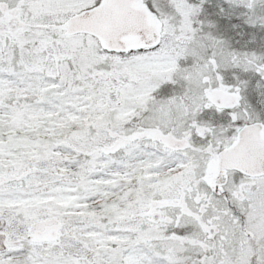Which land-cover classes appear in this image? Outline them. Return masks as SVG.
Listing matches in <instances>:
<instances>
[{"label":"snow or ice","instance_id":"1","mask_svg":"<svg viewBox=\"0 0 264 264\" xmlns=\"http://www.w3.org/2000/svg\"><path fill=\"white\" fill-rule=\"evenodd\" d=\"M0 264H264V0H0Z\"/></svg>","mask_w":264,"mask_h":264}]
</instances>
